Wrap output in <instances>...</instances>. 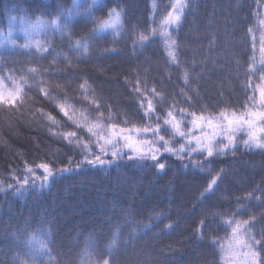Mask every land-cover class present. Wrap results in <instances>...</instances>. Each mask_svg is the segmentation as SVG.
<instances>
[{"label":"trees","instance_id":"trees-1","mask_svg":"<svg viewBox=\"0 0 264 264\" xmlns=\"http://www.w3.org/2000/svg\"><path fill=\"white\" fill-rule=\"evenodd\" d=\"M80 2L86 6L85 0ZM189 2L190 8L181 25L166 29L178 44L177 65L168 62L165 39L159 34L161 20L169 10L165 6L170 5V0H156L160 11L155 23L150 19L153 0H119V7L125 9V34L118 43H113L110 35L96 40L86 56L69 51L67 40H62L47 26L35 28L31 34L33 41H51L52 44V51L43 59L36 58L38 54L34 48L17 47L25 42L22 27L26 25L20 24V18L31 22L37 17L51 20L56 17L58 6L67 10L72 0H0V40L4 41L0 45V69L5 75L8 70L15 69L18 76L21 69L29 67L49 70L51 78L45 76L43 79H48L52 95L69 98L78 110L75 118L81 123L85 119L89 124L96 123L92 118L99 114L93 110L94 106L83 101L79 85L86 82L89 99L95 97L102 104L99 109L104 114L102 123L109 122L110 111L111 122L118 127H143L147 121L139 109L140 97L133 91L137 78L142 81V87L145 84L148 89L155 87L162 94V99L154 101L161 115L174 102L177 109L187 108L206 116H215L220 111L240 112L246 104L254 103L249 97L255 96L256 101L260 99V69L264 67L261 63L264 53L260 50L264 36V24L261 23L264 0ZM108 6L116 7V0H108ZM10 17L17 19L13 22ZM134 25L138 33L145 32L149 36L151 34L145 30L156 28L157 35L143 47L133 49L130 37ZM91 27V23L83 19L73 23L77 35L87 34ZM10 30V39L15 44L4 39ZM105 48L115 51L104 54ZM64 55L71 61L65 60ZM250 64L254 69L252 73L248 72ZM185 72L187 84L183 79ZM249 79L251 87L247 86ZM25 91L31 98L19 111L0 108V181L5 186L15 183L13 172L17 179L24 178L27 175L25 163L34 160L37 163L51 160L55 167L61 168L67 166L71 158L73 172L56 177L51 187L43 189L38 198L31 190L23 200L11 193L7 196L0 193V259L7 260L10 254L9 242L3 238L6 232L22 227L25 220L32 228H38L44 218L48 222L45 227L53 233L52 247L63 253L57 256L53 251L60 264H65L69 249L76 264H80L81 259H89L77 255L85 247L91 253V260L99 258L101 251L107 258L110 229L116 223L121 224L120 246L114 250L113 264H226L228 249L221 252L219 245L209 243V238H225L230 234L231 230L221 224V218L236 212L237 198L241 199L245 210L235 218L248 220L255 216V226L251 230L259 238L264 229V204L243 198L254 189H264V151L243 147L242 141L247 139L245 132L237 133L239 146L234 151L215 155L210 158V164L205 165V168H211L212 174L223 169V178L216 193L194 207L196 197L210 176L190 166L185 169L183 164L189 163L186 154L182 162L161 149L159 158L168 165L162 173L151 167H136L128 162L127 156L106 167L82 165L76 168V163L83 159L81 149L53 133L77 131L86 143L89 134L74 128L35 88L25 87ZM41 108L59 123L52 125L41 116L37 111ZM125 120L127 124H124ZM133 138H136L135 134ZM182 143L184 140L175 137L172 145L178 148ZM219 147L216 145L217 149ZM124 151L127 152V148ZM112 159L110 155L105 157L106 161ZM191 159L203 160L204 157L193 154ZM147 163L151 164V161ZM37 174L42 171L37 169ZM256 195L260 196V191ZM125 209L131 210L127 219L123 216ZM213 213L220 215L213 218ZM156 214H161L159 219L153 218ZM205 215L208 223L204 229L205 238L200 240L194 232ZM168 224L174 225L170 231L165 230ZM144 225H150V230L143 229ZM134 230L141 233L140 237L134 246L125 248L123 242ZM89 233L95 234L93 241H99V248L95 243H87ZM37 237L48 239L42 232L37 233ZM70 239L72 243H69Z\"/></svg>","mask_w":264,"mask_h":264},{"label":"snow or ice","instance_id":"snow-or-ice-1","mask_svg":"<svg viewBox=\"0 0 264 264\" xmlns=\"http://www.w3.org/2000/svg\"><path fill=\"white\" fill-rule=\"evenodd\" d=\"M86 6L80 0H72L71 6L64 10L59 8L55 18L45 21L37 17L35 22L28 21L24 17L20 18V24L25 36V42L17 47L24 50L35 49L38 54L36 58L43 59L46 54L52 51L51 41H33L31 38L32 30L40 26H47L54 33H58L62 40H67L69 51L76 52L82 56L90 53L93 43L98 39H103L107 36H112L113 43H118L119 38L125 34L124 16L125 9L119 7V0H116V7H109L108 0H85ZM153 15L150 17L155 23V17L160 9L156 0H153L151 5ZM167 10L166 15L161 20V28L159 34L165 39V48L167 50L168 62L178 65V44L173 39L171 33L166 31L167 28L175 26L178 28L183 20L186 11L190 8L189 0H170V5L165 6ZM99 12L100 15H96ZM16 17H10L11 21H15ZM83 19L86 23H91L92 27L84 35H77L73 31V23L79 22ZM63 21V22H62ZM264 24V20L261 21ZM11 28V25H10ZM151 36L146 35L145 32H137V26L134 25L131 29L133 49L136 47H143L150 41L151 37L157 35L156 28L146 29ZM250 31H252L250 29ZM2 35V33H0ZM11 30L5 40L9 43L15 44L11 40ZM75 37V38H74ZM0 40V45L3 44ZM261 52L264 53V36L261 37ZM114 48H105L104 54L114 52ZM67 61L71 58L67 55L63 57ZM264 65V58L261 60ZM51 67V66H50ZM254 71L252 65H249L248 72ZM262 75L260 80L262 84L259 86L260 99L256 101L255 96L249 97V100L254 102L246 104L244 110L240 112L220 111L217 115H205L203 112L196 113L189 111L187 108L177 109L175 102L168 107L167 111L162 115L158 112V106L154 102L156 99H162V94L158 92L155 87L148 89L146 84L142 87V81L137 78L135 85H133L134 93L140 97L139 109L143 111V119L147 121L143 127L132 125L131 127H118L116 123L111 122V112L109 111V122L102 123L104 114L99 112L102 104L97 102L96 98L89 99L87 95L86 82L79 85V90L83 94V101L90 106H94L93 110L99 114L93 117L96 123L89 124L85 119L83 123L75 118L77 109L70 99L53 96L52 91L48 86V79L51 78V73L47 69L39 66L21 69L19 76L15 69H10L5 75L4 71L0 69V108H5L7 111H19L28 96L25 87L29 90L35 88L39 95L43 96L54 105L56 110L61 113L76 129H83L89 134V141L86 143L79 137L77 131H69L63 134L53 133V135H60L63 140L74 147L80 148V155L83 157L75 165L76 168H81L82 165H99L106 167L112 164L117 159H124L128 157V162L136 167L155 168L158 173L164 172L168 165L162 163L159 158L161 149L170 156H177L182 162L184 154L189 157V163H184L185 169L189 166L193 169L199 170L201 173H206L210 176L203 190L194 201V207L198 203H203L209 196L214 195L218 188L220 180L223 178L224 170L212 174L211 168H205L206 164H210V158L215 155H226L227 151H234L239 145V137L237 133L245 132L247 139L242 141L243 147L247 149H259L264 151V67L260 69ZM47 76L48 79H43ZM38 77L40 79H38ZM185 84L189 82L188 74L183 75ZM131 83V81H128ZM248 87H251V80L249 79ZM59 87V85H58ZM181 94L184 95L183 90ZM190 100L191 98L188 97ZM255 105H258L257 108ZM41 116L52 124L57 125L59 122L50 113H47L43 108L37 110ZM154 121V122H153ZM128 121L125 120L124 124ZM135 134L136 138H133ZM151 134V138L148 135ZM175 137H180L184 143L180 144L178 148L173 147L172 142ZM123 140V144H121ZM216 145L220 147L217 149ZM127 148V152L124 149ZM111 149V151H109ZM130 153V154H129ZM193 154L204 157L203 160H192ZM111 156L112 160H105V157ZM151 161V164L147 163ZM37 169L42 171V174H37ZM24 170L27 175L22 179H17L16 173H12V178L15 181L13 184L5 186L3 181H0V193L7 196L9 193L13 197H24L29 194V190L39 194L45 188L51 187V182L63 173L73 172L72 159L69 158L68 165L65 167H55V162L41 161L37 163L35 160L31 163L26 162ZM260 191V196L256 192ZM246 201L256 200L264 204V189H254L248 193L244 198ZM238 208L236 212L227 218H221V224L230 229V234H226L225 238H209V243L213 246L219 245L220 251L226 249H233L237 245L242 250L243 264H264V229H261L259 238L253 234L252 228L255 226L256 217L251 216L248 220H238L236 215L245 210L243 202L237 198ZM11 211V209H10ZM130 209L123 211V216L127 219L130 216ZM161 214H156L154 219H159ZM218 213H213V218L219 216ZM48 223L44 218H41L40 227L32 228L31 223L25 220L24 225L17 226L14 230L6 232L4 239L9 242V257L7 260L0 259V264H60L56 256H53V251H56L57 256L63 255L58 249L52 247L53 240L51 239L53 233L49 227H45ZM207 216H203L198 223V227L194 232L197 239L203 240L205 238L204 229L207 226ZM150 225H144L143 229L150 230ZM173 224L165 225V230H171ZM120 229L121 224L116 223L110 229L111 238L109 239L106 249L108 252L107 258L101 251L99 258L91 260V253L85 247L82 253L77 255L89 257L87 261L81 259L80 264H113V253L120 246ZM141 229V233L143 232ZM43 233L48 239H38L37 233ZM135 230L131 236L123 242L125 248L134 246L135 241L139 239L140 234ZM94 233H89L86 238L89 245L95 243L99 248V241H93ZM243 237V239H241ZM69 243H72L71 239ZM65 264H76L72 256L71 249L68 252V259Z\"/></svg>","mask_w":264,"mask_h":264},{"label":"rangeland","instance_id":"rangeland-1","mask_svg":"<svg viewBox=\"0 0 264 264\" xmlns=\"http://www.w3.org/2000/svg\"><path fill=\"white\" fill-rule=\"evenodd\" d=\"M243 239V237H241ZM226 264H243L242 250L237 245L233 249H228L226 255Z\"/></svg>","mask_w":264,"mask_h":264}]
</instances>
